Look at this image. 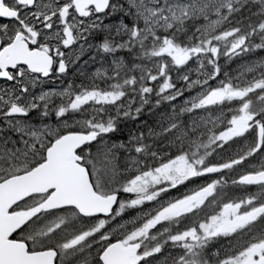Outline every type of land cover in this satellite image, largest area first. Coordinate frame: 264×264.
Wrapping results in <instances>:
<instances>
[{
  "label": "snow or ice",
  "instance_id": "6c2138e0",
  "mask_svg": "<svg viewBox=\"0 0 264 264\" xmlns=\"http://www.w3.org/2000/svg\"><path fill=\"white\" fill-rule=\"evenodd\" d=\"M0 264H264V0H0Z\"/></svg>",
  "mask_w": 264,
  "mask_h": 264
},
{
  "label": "rangeland",
  "instance_id": "374dc122",
  "mask_svg": "<svg viewBox=\"0 0 264 264\" xmlns=\"http://www.w3.org/2000/svg\"><path fill=\"white\" fill-rule=\"evenodd\" d=\"M97 61H99V57H97ZM92 66H93V68H94V67L97 66V65H92ZM233 67H236V64H233ZM241 171H242V169H241ZM244 187L247 188V191H243V192H241V191L239 190V187H237V188H232L231 186H229V190H228L229 195H230V196H236V197H238V196H242V195H248V194L251 192L250 187H249V186H244ZM181 191H183V189H182ZM172 195H176L175 191L172 192Z\"/></svg>",
  "mask_w": 264,
  "mask_h": 264
},
{
  "label": "trees",
  "instance_id": "16d2710c",
  "mask_svg": "<svg viewBox=\"0 0 264 264\" xmlns=\"http://www.w3.org/2000/svg\"><path fill=\"white\" fill-rule=\"evenodd\" d=\"M249 187H250L251 192H257L258 191L256 186H249Z\"/></svg>",
  "mask_w": 264,
  "mask_h": 264
},
{
  "label": "flooded vegetation",
  "instance_id": "af4514ba",
  "mask_svg": "<svg viewBox=\"0 0 264 264\" xmlns=\"http://www.w3.org/2000/svg\"><path fill=\"white\" fill-rule=\"evenodd\" d=\"M90 67H93V66H90ZM77 79H79V77L77 76ZM59 83V82H58ZM64 83H67V81H64Z\"/></svg>",
  "mask_w": 264,
  "mask_h": 264
}]
</instances>
